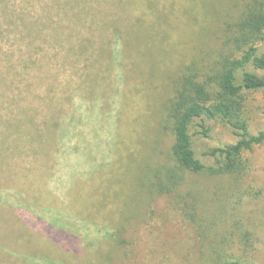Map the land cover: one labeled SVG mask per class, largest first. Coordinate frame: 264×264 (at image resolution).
<instances>
[{"label": "rangeland", "instance_id": "obj_1", "mask_svg": "<svg viewBox=\"0 0 264 264\" xmlns=\"http://www.w3.org/2000/svg\"><path fill=\"white\" fill-rule=\"evenodd\" d=\"M249 1L0 0V264H264V143L168 180L176 81ZM206 125L200 156L238 140Z\"/></svg>", "mask_w": 264, "mask_h": 264}, {"label": "trees", "instance_id": "obj_2", "mask_svg": "<svg viewBox=\"0 0 264 264\" xmlns=\"http://www.w3.org/2000/svg\"><path fill=\"white\" fill-rule=\"evenodd\" d=\"M223 33L216 59L211 65H189L176 81L167 107L174 138L168 179L173 188L182 184L181 172H241L243 153L264 143V131L252 134L245 117V92L264 88V76L257 73L264 70V0H250ZM207 122L228 126L238 140L200 156L192 131L199 126L208 136Z\"/></svg>", "mask_w": 264, "mask_h": 264}]
</instances>
